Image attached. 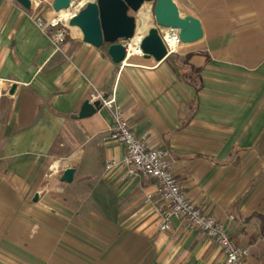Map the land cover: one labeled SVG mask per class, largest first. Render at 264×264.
<instances>
[{
  "label": "crops",
  "instance_id": "crops-1",
  "mask_svg": "<svg viewBox=\"0 0 264 264\" xmlns=\"http://www.w3.org/2000/svg\"><path fill=\"white\" fill-rule=\"evenodd\" d=\"M176 1L204 29L206 53L190 57L201 68L199 91L182 79L174 57L133 55L117 64L77 30L56 53L32 9L0 0V264H226L220 245L185 220L160 230L154 206L145 203L148 193L159 199L153 178L122 180L123 169H107L125 154L104 139L113 110L78 116L97 92L116 98L149 147L170 152L188 197L250 248L247 264H264V163L250 150L264 140V0ZM38 12L49 18L56 11L50 2ZM235 144L246 150L227 161ZM56 145L65 156L53 154ZM59 163L62 172L75 168L72 182L87 198L90 220L105 223L111 241L104 261L96 260L103 251L81 247L68 233V216L42 207L57 200L30 202ZM85 250L89 259L81 261Z\"/></svg>",
  "mask_w": 264,
  "mask_h": 264
},
{
  "label": "built area",
  "instance_id": "built-area-1",
  "mask_svg": "<svg viewBox=\"0 0 264 264\" xmlns=\"http://www.w3.org/2000/svg\"><path fill=\"white\" fill-rule=\"evenodd\" d=\"M43 1L32 0L31 9L34 11L32 19L40 31L49 36L50 44L54 52L57 53L62 50L70 28L74 27L70 24V20L86 2L78 3V7L73 8L75 0H72L70 7L65 9L72 12L71 17L62 19L59 12L49 18L39 13L38 9ZM170 29H173V33L177 36V44L179 45L182 41L179 37V31L174 28ZM124 45L129 52L130 44L126 41ZM167 47L169 54L178 51L173 50L168 45ZM136 55L144 56L140 44L137 45ZM92 99L100 100L103 107L114 112V125L107 130L104 139L125 147V154L122 159L109 161L107 169L111 170L116 167L123 169L122 180L147 176L156 181L159 199L155 201L154 195L148 193L145 197V203L154 206L159 216L160 230L169 231L172 229L174 220L183 219L190 229L202 231L208 238L214 239L220 245L226 257V264H247L246 259L250 254V248L238 244L222 222L204 211L188 197L174 174L170 152L166 148L149 147L145 140L132 130L122 107L117 103L114 96L106 97L97 92L93 94Z\"/></svg>",
  "mask_w": 264,
  "mask_h": 264
},
{
  "label": "water",
  "instance_id": "water-1",
  "mask_svg": "<svg viewBox=\"0 0 264 264\" xmlns=\"http://www.w3.org/2000/svg\"><path fill=\"white\" fill-rule=\"evenodd\" d=\"M25 8L31 9L32 0H18ZM155 1L154 15L157 27H153L142 38L140 46L145 58L153 57L161 61L169 55L167 44L161 33L162 28H174L179 31L180 39L185 43H193L204 37L201 20L195 16L189 7L176 0H94L86 4L72 17L70 24L81 30L83 40L95 47L109 43L108 53L112 60L119 64L128 58L125 40H132L136 35L137 20L130 10L139 11L145 2ZM72 0H53L56 12L68 9ZM13 84L10 93L16 89ZM103 107L100 100H85L78 113L80 118L93 115ZM75 168L68 167L63 173V179L71 183ZM39 198L38 193L34 201Z\"/></svg>",
  "mask_w": 264,
  "mask_h": 264
},
{
  "label": "rangeland",
  "instance_id": "rangeland-1",
  "mask_svg": "<svg viewBox=\"0 0 264 264\" xmlns=\"http://www.w3.org/2000/svg\"><path fill=\"white\" fill-rule=\"evenodd\" d=\"M53 3V0H45L41 5H46L48 7L49 3ZM90 1L94 0H75V4L73 8L78 7V3H83L86 2V4ZM86 4L82 7L84 8ZM40 5V6H41ZM154 6H155V1H148L145 2L144 5L140 8L139 11H133L130 10V14L134 15L137 20V29L136 33L140 32L141 35L144 37L151 28L157 27V22L155 19L154 15ZM81 8V9H82ZM80 9V10H81ZM56 14V12H55ZM79 31L80 34L82 35L81 30L78 28H70L68 37L70 38L71 35L74 34V31ZM171 34H174L171 30H167ZM163 36L164 32H163ZM67 37V38H68ZM166 39V37H165ZM127 41V43L131 44L132 40H125L124 43ZM167 41V40H166ZM181 44V43H180ZM178 45L176 49L178 50L177 52L171 53L168 55V57H174L176 63L180 66H182L184 69H186L187 75L189 74H195V71L189 67V65L196 67L194 64L190 62L191 58L186 57L187 54L194 53L197 51H206L203 49L204 44L203 40H198L193 43H185L183 46ZM172 48V47H171ZM129 53V52H128ZM195 55V54H194ZM133 57H144V56H139V55H134ZM131 58L128 62L132 63L134 62V58ZM206 57V56H205ZM189 64V65H188ZM194 84L197 83L196 80H192ZM58 145H56L55 149L53 150V154L57 156H65L66 154V149H60L57 150ZM246 149H243L240 147L238 144H235L232 147L231 150V157L227 158V161H234L239 159V153L242 151H245ZM253 152L256 153L257 160L262 161L264 163V140L262 141H257L251 149ZM248 153L244 154L243 156H246ZM57 157H55L54 160H56ZM59 160H61L59 158ZM236 160V161H237ZM64 163H59L52 169L48 170V173H46V178L47 180V186L44 190L38 192L39 198L37 202L40 204V202H44V198H49V199H54L57 200L60 204L56 205L55 203L51 202L50 204H45L43 203V208H47L49 214H63L68 216L67 220L69 229L68 233L74 234L76 237L80 239V244L81 247H89L90 246H96L100 251L101 254H98L97 256V261H104V249L105 246L110 244L111 238L110 234L108 231L105 229V223L104 222H97V221H92L89 218V212L90 208L88 205L87 198H84V196L80 195L76 191V186L74 185V182L67 184L66 181L63 179V165ZM2 174L5 177V182L8 181L7 175L4 173V169L2 168ZM2 175V176H3ZM2 197L3 195H6V191L2 190ZM36 193L32 195L30 198V202H33L34 197ZM98 250V251H99ZM86 259H81V261H87L89 258L87 257L88 251L85 250Z\"/></svg>",
  "mask_w": 264,
  "mask_h": 264
},
{
  "label": "bare ground",
  "instance_id": "bare-ground-1",
  "mask_svg": "<svg viewBox=\"0 0 264 264\" xmlns=\"http://www.w3.org/2000/svg\"><path fill=\"white\" fill-rule=\"evenodd\" d=\"M60 16L62 17V19H69L72 15V12L70 10H62L59 12ZM77 28V27H74ZM78 29V28H77ZM164 29H170V28H164ZM171 31L173 32V29H171ZM165 37L164 40L167 43V45L171 48V45L175 42L177 36H175V34H171V33H164ZM143 36L141 35L140 32H137L135 37L132 39L131 44L129 45V54L128 57L133 56L136 54L137 52V45H139L141 43ZM167 40V41H166ZM178 42V39H177Z\"/></svg>",
  "mask_w": 264,
  "mask_h": 264
},
{
  "label": "trees",
  "instance_id": "trees-1",
  "mask_svg": "<svg viewBox=\"0 0 264 264\" xmlns=\"http://www.w3.org/2000/svg\"><path fill=\"white\" fill-rule=\"evenodd\" d=\"M109 43H104L103 47L108 50V47H109ZM194 54H205L204 52L202 51H197V52H194V53H190V54H187L186 57L190 58L192 57ZM189 65V64H188ZM179 66V69L181 71V77L182 79H184L187 83H191L194 85V88L196 91H199L201 88H202V84H201V81H200V76L198 75L199 72L201 71V68H196V67H193L191 65H189V67L193 70V72L195 71V74H188L186 73V69H184L182 66L178 65ZM192 80H196L197 83L194 84Z\"/></svg>",
  "mask_w": 264,
  "mask_h": 264
}]
</instances>
